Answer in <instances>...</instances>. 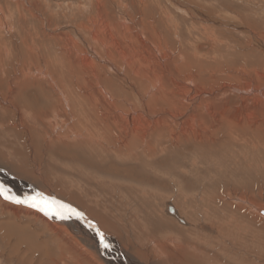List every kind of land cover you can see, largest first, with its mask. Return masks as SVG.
<instances>
[{"label": "rangeland", "instance_id": "374dc122", "mask_svg": "<svg viewBox=\"0 0 264 264\" xmlns=\"http://www.w3.org/2000/svg\"><path fill=\"white\" fill-rule=\"evenodd\" d=\"M95 1L96 0H0V43L3 42L0 44V49L2 50L0 51V57L3 61V65H0V71H2L0 72V78L4 81L1 85L4 86L9 83V76H15L18 73L15 72L12 74L11 72L15 64L18 63L19 65H22L18 58L20 57L22 60L27 52L25 46L28 50L31 46L30 48L32 49V52L34 51L33 54L37 55V58L34 56L35 58L31 59L33 64L30 67L35 66L42 69V71L47 72H54L55 68L60 71L59 67L62 65L61 58H55L57 56V49H60L58 48V44H67L68 47L69 45L66 40L68 36L73 35L70 34L72 32L67 26L69 28H77L81 35L84 34L82 35L83 38H85L92 47H95V49L101 48L100 50L102 51L101 44L93 41L89 36L91 34L90 32L94 30L108 31L111 29L110 27L104 29L98 23V21H102L103 17H101L102 14H100V16L98 15ZM99 1L104 6L105 11H107L106 15L109 22L112 21L116 24L117 22H122V19L129 17L130 22L127 20L125 26L132 29H141L144 26V30L145 24L149 26L154 24L156 28L159 27L160 31L163 32L164 29L165 35L168 38L167 41L173 49L179 48L189 52L197 42L208 41L211 43L210 48L203 55L204 57L199 56L198 58L201 59V62L203 61L202 63L204 65H207V68L209 67V69H212V71L216 72L213 69H217V71L219 70V72L224 73L219 74L216 72V77L208 80V77H210L211 74V72H209L210 70H208V72L204 69L199 70L196 68V70L199 72V76L204 78L203 88L205 92L203 93H208V95L204 94L205 97H203V99L205 100L202 102L207 101L217 107L216 113H213V117H216L219 112L224 111L228 117L230 116L229 118L237 119L242 115L243 107L245 105L251 107V109L257 106L256 101H258V99L255 97L251 99L245 93L242 92L241 94L235 90L246 87H252L254 89L260 88L264 90V48L261 47L262 45L257 44V39L260 37L264 39V0H183L185 1L186 6H182L179 0ZM186 2H189L190 4L188 3V5H192L194 8L188 6ZM142 7H144V10ZM141 21L143 23H141ZM134 22L137 25L134 24ZM4 23L6 25H4ZM97 25L101 26V30H99ZM246 30L251 32L247 33L245 32ZM66 31H68L67 33L69 35ZM162 45L164 46V43ZM5 47H7V49L9 48L8 53H6ZM32 47L35 49L33 50ZM69 53H71L70 50ZM2 55H4L5 58H3ZM23 60H27V57L25 56ZM192 61H195V59H192L190 64L196 65V61ZM45 62L48 63L46 64ZM118 63L119 64L117 65L121 67V72L123 71V74L128 71L127 68L125 69L124 66H121V62ZM38 64H41L40 66L43 68H40ZM19 90H21L20 94H22L20 99L25 103H39L36 101L39 99V93L35 91L37 90V85L33 86V84H24L23 81L19 86ZM263 98L264 96L262 99ZM200 110L202 111L203 108L201 107L198 111ZM252 110L253 111H250V113L246 110V115L244 114L242 117L247 118L248 114L250 122L258 120L259 117H264V112L261 111V107L258 106V108ZM204 116L206 117V115ZM225 133L226 132L222 131L218 136L221 137ZM11 136H13V133ZM247 136H251V139H249L250 142L247 144L245 142L242 143L244 139L243 137H239V141L236 140L241 142V144L234 143L231 141L230 137L225 136L226 138H224L225 140H223L222 145L217 146L210 151L205 150L208 147L207 143H202L204 148L195 147L191 142H188L187 145L186 143H182V146L178 145V148L175 147L173 149H171V147L163 146L164 151L159 153L157 151L155 153L157 156L152 162L155 166L154 168H152L153 166L148 165V160H146L141 154H139L138 157L139 161L137 160L135 163H127L126 161H123V163L117 158L114 159L115 157L112 158L109 156V158H107L110 161L96 160L97 165H94L92 162L90 164V161H84L81 157L78 158V156L76 157L74 155L70 156L69 152H65L64 155L61 156L58 153L59 146H55L52 149L50 155L51 158L48 156L42 157L43 154H40L36 157V159H38L36 165H41L40 169H38L41 173L52 171V173L55 172L54 174L58 175V173L61 172L59 175L63 176V181L66 180L63 187L65 189L69 188L70 194H68L61 186L62 180L60 179L51 181L49 178L50 183L53 184V190L55 193H50V191L47 192V190H43V188L34 183L33 185L39 188L40 192L43 191L45 197L53 199L57 197L63 202L67 201L68 204L78 208L87 215L88 213L86 209L78 206L75 199L79 201L82 200L85 206H90L93 210H96V212L98 211L102 215H105L106 218H108L106 213L109 212H105L102 205L109 207L111 218L107 219L108 223H110L107 231L115 235V239H117L118 243H121V246L123 245V247L129 251L131 256H134L135 258L138 257L137 259L140 260L142 264L157 263L156 258H158V254L155 253L156 250L151 241L152 239H171L173 238V235L181 234V231H179L180 228L185 229L187 234L189 233L188 228H183L184 226L182 225H180L181 227L179 228L173 223L171 224V222H168V224L165 223L163 218L164 213H160L164 208L163 202L165 200H169L176 204L182 215L184 217L186 216L185 218L189 221L196 222V220H204L217 227H223V230L225 231H228L226 229H229L228 237H220V239L224 238V240L230 237V241L229 239L224 241V244L227 245H225L224 248L226 249L227 247L228 252L221 251L222 253L219 255L221 262L222 259L224 261L222 264L227 261L231 264H243L244 262V264H260L258 263V256L260 258L261 256L264 257V235H258L257 231H262L264 233V219L256 217V214H254L249 207L250 203L255 206L264 204V142H262L263 139H260L258 144L260 147L258 146V148L251 143L253 141L256 143V140H254L255 137L251 134H247L246 137ZM5 139H7V141ZM11 139L10 136L3 135L0 132V157L2 158L3 155L7 153L4 150H7L6 148H8L10 149L9 151L15 150L17 153H20L25 158L28 157L29 159L31 151L30 145L25 143L24 139L22 142L19 136L16 139ZM35 142L39 143V141L36 140ZM37 147L40 150L38 144ZM84 153H81L83 155L82 157L89 159L91 156L90 152L87 154ZM29 164L31 165L30 159L25 171L29 175H32ZM109 164H116L120 168L126 164L128 167L130 166V169L127 174L118 171L117 173L112 174V170H108V167L110 166ZM100 166H102V168ZM104 170L107 171L103 172ZM139 170L142 171V173ZM158 170L159 172H157ZM96 174L100 177L99 179L95 177ZM64 176H66L68 180ZM103 176L105 178L108 176L106 179L108 182L113 181V178H115L117 183V180H123V185L121 181L120 185L117 184L115 186L118 188H109L106 185L103 186V182H106L105 179H102ZM129 176L132 177L130 178ZM19 177L28 181L21 176ZM111 178L113 180H111ZM100 179L102 180V184L98 186L97 181ZM131 180L132 182H136V184L130 183ZM139 181L146 186L140 187L138 183ZM132 184L136 189V193L140 192L139 189L142 188L145 190L148 189V193L153 195L152 197L150 195L145 201V199L140 200L141 196L137 193L138 195L135 196L137 197L135 199V205H138L137 209L134 210L130 209L133 205L130 204L129 206H126L124 204H126L125 202L127 201L123 200L127 194H130V190L127 187ZM76 186L81 187L84 191L81 189H75L74 187ZM119 189L121 190L120 193L118 192ZM153 192L158 195H154ZM24 193L26 194V192ZM55 194L58 196H55ZM97 198L98 200H96ZM237 198H244L245 200H249V202L238 201ZM2 200L5 204L15 206L10 200L4 198H2ZM94 200L95 203L93 202ZM105 210L107 209L105 208ZM37 212H39L45 219L55 222L52 216H46L38 209ZM5 216L7 217L5 213L2 214L0 212V221L4 220ZM18 218L23 227L28 225L31 227V231L32 229H35L39 232V234L32 232L29 240L34 241L37 246H44L40 251H32V248L27 244H22L23 247L20 245L22 249L14 252L11 248L13 242L10 243L7 241L6 237L5 239L2 238L0 233V264H94V262L95 264H103L104 261V264L108 263L102 256L95 252H89L90 254H87L86 252L92 250H90L83 242L77 241L75 235L71 234V236H67L73 240L71 243L73 248L71 249V247H67L68 245L58 242L55 238V234H53L52 231H48L41 221L24 216L23 214H20V217ZM91 219L94 220L93 218ZM144 224H147V226H144ZM99 227L103 228L100 225ZM1 229L2 227L0 226V230ZM191 231L193 232V230ZM186 232H184V236H182H186L185 238H187V241L192 243L195 247L199 246V248L204 249L209 255L215 252L213 253L216 254L214 255V258L218 256V250L214 248L212 249L211 246L208 247L209 244L212 245V243L211 241L209 243V240L202 234L196 232L193 234L189 233L187 236ZM13 238L15 239L16 236ZM84 249L88 251H85ZM223 253L229 255L226 261L223 258ZM72 255L75 256L73 257ZM234 258H238V261L236 259L234 260Z\"/></svg>", "mask_w": 264, "mask_h": 264}, {"label": "bare ground", "instance_id": "6f19581e", "mask_svg": "<svg viewBox=\"0 0 264 264\" xmlns=\"http://www.w3.org/2000/svg\"><path fill=\"white\" fill-rule=\"evenodd\" d=\"M95 2L98 15L100 16V14H102L101 17H103L102 21H98V23L104 29L109 27L111 29L108 31L94 30L90 32L91 34L89 36L93 41L99 42L101 44L102 51L100 50L101 48L99 46L98 47L100 49H95V47H92V45L87 42L85 38H83L82 35L84 34L81 35L77 28H69L67 26V28L72 32L70 34L73 35L68 36L67 40L65 39L69 45L68 47L67 44H58V48L60 49H57V56L55 58H61L62 65L59 67L60 71L57 68H53L54 72H47L42 71V69H39L35 66L30 67L33 64L31 59L35 58L37 55L33 54L34 51L32 52V49L30 48L31 46L27 44L30 46L29 50L25 46L27 52L25 53L24 57L26 56L27 60H23V56L22 60L19 57L18 59L22 65H19L18 63L15 64L11 72L12 74L15 72L18 73L15 76H9V83L5 84L4 86L1 85L4 83V81L2 78H0V132L3 135L10 136L12 138L11 140L14 138L16 139L19 136L22 142L24 139L25 143L30 145L31 151L29 154V159L31 160V165L29 164V168L33 175H29L25 171V168H27L29 162L28 157L25 158L22 154L17 153L15 150L9 151L10 149L5 147L7 150L4 151L7 153L5 155H3V153V157H0V185H3L9 190L5 193L6 195L19 196L23 198L25 196H34L36 193H42L43 196H45L44 192H40V189L35 185L43 188V190H47V192L50 191V193H55L53 190V184L50 183V180L56 181V179L62 180L61 186L63 187L66 180L63 181V176L59 175L61 172H57L58 175H55V172L52 173V171L41 173L38 171L41 165H36V161L38 160L36 157L40 154H43L42 157L48 156L51 158L50 155L52 149L55 146H59L58 153L61 156H63L65 152H69L70 156L74 155L76 157L78 156V158L81 157L84 159V161H90L89 163L91 164L92 162L94 165H97L96 160L110 161L108 159L109 156L112 158L115 157L114 159L117 158L120 162L126 161L127 163H135L139 159V154H141L146 160H148V165L153 166L152 168L155 167L152 164L154 158L157 156L155 153L157 151L158 153L164 151V147L166 146L173 149L175 147L178 148V145L182 146V143H186L187 145L188 142H191L195 147L204 148L202 143H207L208 147L205 150L210 151L217 146H221L223 140H225L224 138H226L225 136L230 137L231 141L234 143H241L238 142L240 140L239 137H243L244 139L242 143L245 142L247 144L250 142L249 139H251V136L246 137V135L251 134L255 137L254 140H256V143L254 141L251 142L252 145L260 147V145H258L260 139H263L262 142H264V117H259L258 120L250 122L248 114L247 118L242 116L244 114L246 115V110L248 113H250V111H253L252 109L258 108V106L261 107V111L264 112V98L262 99L264 96V90L260 88L254 89L252 87L235 90L241 94L242 92L245 93L251 99L254 97L258 99V101H256L257 106L253 107L252 109L251 107L245 105L243 107L242 115L237 119L229 118L230 116L228 117L224 111H218V115L213 117V113H216L217 107L212 103H208L207 101L202 102L205 100L203 97L208 95V93H203L205 92L203 88L204 78L199 76V72H197L196 68L199 70L204 69L207 72L210 70L209 72H211V74L210 77H208V80L215 78L216 72L219 74L224 73L219 72V70L217 71V69H213L216 72L212 71V69H209V67L207 68V65H204L202 63L203 61L201 62V59L198 58L199 56H203L206 51H208L211 45L210 42H197L196 45L193 46V49H190L191 51L189 52L179 48L173 49L171 45H169L170 43L167 41L168 38L165 35L164 29L162 32L159 30V27L156 28L154 24L152 26L145 24L146 31L143 29L144 26L141 29H132L128 26H125L127 24V20L130 22L129 17L122 19V22H117L114 24L112 21L109 22L106 15L107 11H105L101 2L99 0H96ZM179 2L182 6H186L185 1L179 0ZM188 6L192 7V5ZM142 8L144 10V7ZM141 23L143 22L141 21ZM134 24L136 23L134 22ZM4 25L6 24L4 23ZM101 26L97 25L99 30H101ZM67 32L68 31H66V33ZM245 32L250 33L251 31L249 32L246 30ZM163 43L164 46L162 45ZM257 44L262 45L261 47L264 48V39L261 37L257 39ZM8 49L5 47L6 53L9 52ZM34 49L35 48H33V50ZM68 49L71 53H69ZM0 51L2 50L0 49ZM2 56L5 58L4 55ZM192 59H195L196 65L198 67L196 65L190 64ZM118 62H121L122 65H120L124 66L125 69L127 68L129 73L126 71L123 74V71L121 72V67L117 65L119 64ZM0 65H3L1 57ZM40 65L41 64H38L40 68H43ZM23 81L24 84H33V86L37 85V90L35 91L39 93V99L36 101L39 103H25L20 99L22 94H20L21 90H19V86L21 83H23ZM201 107L203 110L198 111ZM204 115H206V117ZM222 131L226 133L219 137L218 134L222 133ZM12 133L13 136H11ZM5 140L7 141V139ZM35 140L39 141V143H36ZM154 143L155 147L158 148L154 147ZM37 144L40 147V150L37 147ZM76 152H79L80 154ZM89 152L91 155L89 158L90 160L82 157L83 155L81 153L87 154ZM109 165L110 166L108 167V170H112V174L117 173V171L127 174L130 169V166L128 167L126 164L123 167L121 166V168L116 164ZM100 167L102 168V166ZM4 168L8 169L9 171ZM105 171L107 170H104L103 172ZM140 172L142 173V171ZM157 172H159V170ZM15 174L27 179L28 181L21 179ZM64 177L67 179L66 176ZM95 177L97 179L100 178L97 174ZM129 177L131 178L132 176ZM107 178L104 176L102 177V179H105L106 181L103 182V184L101 179V181H97L98 186L102 184L103 186L106 185L109 188H118L115 186L117 184L120 185L121 181L123 185V180H117V183L115 178H113L115 181L111 178L113 181L108 182L106 180ZM33 183L35 185H33ZM130 183L136 184V182H132V180ZM138 183L140 187L146 186L140 181ZM133 184L127 187L130 190V194H127L125 197L123 195V200L127 201L125 202L126 204H123L126 206H129L130 204L133 205L130 207L132 210L137 209L138 205L137 203V205H135V199L137 198L135 196L140 194L142 198H140V200L145 199L146 201V198L148 199L151 195L148 193L147 188V190L140 188V192H137V194ZM74 188L77 190H83L78 186ZM63 189L65 188L63 187ZM65 191L70 194L69 188L65 189ZM120 191L121 190L119 189L118 192L120 193ZM24 192H26V194ZM153 193L154 195L157 194H155V192ZM55 196L58 195L55 194ZM152 196L153 195H151V197ZM2 198H4V195H0V212L2 214L5 213L8 218L5 216L4 220L0 221V226L2 227L0 233L2 238L5 239L6 237L7 241L10 243L13 242L11 244V248L14 250V252L16 250L22 249V244H27L30 248H32V251H40L44 246H37L34 241L29 240L32 232L35 234H39V232H37L35 229H32L31 231V227L28 225L23 227V225L20 224L18 217H20V214H23L24 216L41 221L48 231H52L53 234H55V238L58 240V242L68 245L67 247H71V249L73 248V245H71L73 240L67 236H71V234H73L77 237V241L83 242L90 250H92L88 251L84 249L85 251H88L86 252L87 254L89 252H95L102 256L109 264H142L141 261L137 259V255V258L131 256L129 251H127L123 245L121 246V243H118L117 239H115V235L107 231L110 226V223H108L107 219L111 218L109 207L102 205L103 210L105 212H109L106 213L108 217L106 218L105 215H102L98 211L96 212V210H93V208L90 206H85L82 200L79 201L75 199V202L78 206L84 207L86 209L88 213L87 215L78 208L68 204L67 201V203L65 201L63 202L56 197L54 200L63 202L65 205H70L73 209L79 213H82L83 215L81 217H77L75 214H72L70 218L67 219H60L57 216H52L55 222H51L41 216L35 208H31L26 204H17L13 200L10 201L13 202L15 206H10V204H5ZM243 199L237 198L238 201L249 202V200ZM96 200H98V198ZM93 202L95 203V200ZM163 205L164 208L160 213H164L165 217L163 215L162 216L165 223L168 224V222H171V224L173 223L179 228L181 227L180 225H182L184 226L183 228H188L189 233L193 234L197 232L202 234L206 239L209 240V243L210 241L212 243V245L209 244L208 247L211 246L212 249L214 248L218 250V256L214 258V255L216 254L213 253L215 252L212 253L213 255H209L204 249L199 248V246L195 247L192 243L187 241V238H185L186 236L183 237L184 232H186L185 229L180 228L179 231H181V234H175L171 239L162 238L151 240L156 250L155 253L158 254V258H156L158 264H208V262L209 264H222V262H224L223 259L221 262L219 255L222 253L221 251L228 252V248H224L226 245L224 244V241L228 240L230 237L225 240L224 238L220 239V237H228L229 229H226L228 231H225L223 230V227H217L216 225L209 224V222L204 220H196V222L189 221L185 218L186 216L184 217L182 215L180 209L177 208L178 206L169 200H165ZM170 206H172L174 210L173 212L169 210ZM105 208L107 210H105ZM249 208H251L253 213L256 214V217L264 219V216L261 214V210H264V204L255 206L250 203ZM62 211L67 214L66 209H62ZM99 225L103 228L99 227ZM144 226H147V224H144ZM191 230H193V232ZM257 232L258 235H264L262 231ZM14 236H16L15 239L13 238ZM20 245L22 247H20ZM228 257L229 255L223 253V258L225 261L228 259ZM262 257L263 256L260 258L258 256V263L260 264H264V257ZM235 259L236 258H234V260ZM236 260L238 261V258ZM157 263L155 262V264ZM225 263L231 264L228 261Z\"/></svg>", "mask_w": 264, "mask_h": 264}, {"label": "snow or ice", "instance_id": "6c2138e0", "mask_svg": "<svg viewBox=\"0 0 264 264\" xmlns=\"http://www.w3.org/2000/svg\"><path fill=\"white\" fill-rule=\"evenodd\" d=\"M9 191L3 185H0V195H4L5 199L13 200L17 204H26L31 208L38 209L43 212L46 216H57L60 219L70 218L72 214L77 217H81L83 214L77 212L70 205H65L63 202L56 201L53 198L45 197L42 193H36L34 196H25L23 198L19 196H10L5 193ZM62 209L67 210L65 214Z\"/></svg>", "mask_w": 264, "mask_h": 264}, {"label": "water", "instance_id": "95a60500", "mask_svg": "<svg viewBox=\"0 0 264 264\" xmlns=\"http://www.w3.org/2000/svg\"><path fill=\"white\" fill-rule=\"evenodd\" d=\"M169 210H170L171 212L174 211L173 208H172V206L169 207ZM261 214L264 216V210H261Z\"/></svg>", "mask_w": 264, "mask_h": 264}]
</instances>
